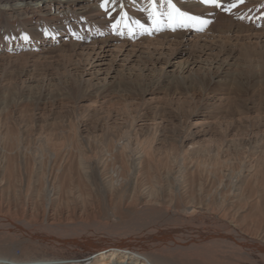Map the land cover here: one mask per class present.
Wrapping results in <instances>:
<instances>
[{"label": "bare ground", "instance_id": "bare-ground-1", "mask_svg": "<svg viewBox=\"0 0 264 264\" xmlns=\"http://www.w3.org/2000/svg\"><path fill=\"white\" fill-rule=\"evenodd\" d=\"M174 2L211 23L203 31L155 30L149 0H0L1 71L21 58L20 75L33 82L39 54L63 49L42 88L65 75L98 87L135 76L148 79L153 102L165 79L174 93L182 85L193 106L162 122L197 115L190 134L172 138L135 135L157 126L137 129L135 119L127 126L113 112L107 121L117 125L81 129L48 122L46 112L27 121L7 110L0 117V264L264 262V114L251 123L249 98L238 94H247L249 81L241 67H254L253 85L264 90V0L237 2L230 12L202 0ZM165 10L166 0H156V11ZM232 91L240 102L228 98ZM122 96L132 116L128 93ZM230 99L232 125L249 132L208 139L212 118ZM260 104L264 110V98ZM201 215L215 222L196 223ZM81 244L99 250L75 262L34 256L42 245Z\"/></svg>", "mask_w": 264, "mask_h": 264}, {"label": "rangeland", "instance_id": "rangeland-1", "mask_svg": "<svg viewBox=\"0 0 264 264\" xmlns=\"http://www.w3.org/2000/svg\"><path fill=\"white\" fill-rule=\"evenodd\" d=\"M2 38H7V36H3ZM62 50L63 49L39 54L38 58L42 65L36 66L34 69L35 75H32V77L35 79L33 82L32 80H29L30 75H20V71L22 70L21 58L20 60H16L10 64L4 62L6 64V69L5 71L2 69L4 72L0 70V117H2V114H5L8 110V112H11L12 119L16 120L21 117L22 120L38 121L41 113L46 112V119L48 122H60L65 124L71 123L81 127L82 129L83 124L87 123L93 125L97 123H101L103 125H108V123L109 125H117V123H114L111 120L107 121L108 112H113L115 114L117 113L119 118H123L122 121L125 120V124H127V126L130 125L129 122L133 119L137 121V129L141 125L157 126L156 130L154 127H143V130L138 129L137 132L135 131V135H157L160 137L167 136L173 138L176 137L180 131H182V134L184 135L192 132V123L196 120L197 115H192L191 117L185 119L183 118L180 120L181 122L179 120H167L163 121L164 123L162 122V117H166V119L170 118V112L171 115L177 113L182 114L184 111L189 109L190 106H193L191 99L187 95L188 92L184 90L182 85L178 94L174 93V87L170 83H167L165 79H163L159 86H157L159 91L155 92L153 95V102L149 101L148 98L151 96L145 93L146 90L144 91L146 86L145 83L148 79L145 81V78L137 79L134 76L131 80L128 75V77L125 78L119 75L118 79L113 80V83L110 81L104 87L88 86L87 83L84 80H81L80 76L77 74H73L72 76L65 75L62 84L55 85L53 83L50 89L42 88V83L40 82L42 77L48 72L54 71L51 64H54L56 67L60 66L57 61L60 59L58 55ZM2 57L3 56L0 55V63L4 60ZM240 69V73H243L242 76L248 78L247 80L249 81L247 84L243 85L244 88L247 87V94L244 91L239 92L238 94L241 93V95L249 98L248 105L251 108L248 110L247 115H249V121L252 123L258 116H262L264 114V110L260 107V101L264 98V90L261 87H254L253 85L260 76L257 74L256 70H254V67H241ZM238 77L239 76L236 77L235 81H240L239 79L241 78ZM36 79H38V82ZM142 80H144V85L141 86L138 82ZM93 83H95V81H93ZM231 89L233 90L234 88L232 87ZM142 90L144 92H142ZM127 93L130 100L129 104L132 105V116H127L128 113H126L123 109L124 100L122 95ZM227 96L232 99L235 97L236 102H240L234 91L230 92ZM232 99H230L227 105L220 107L215 118H212L213 122L211 123V127L214 132L207 136L208 139H217L219 136L233 137L235 135L243 137L245 133L249 132L251 126L241 125L237 128L238 130H236L235 126L232 125L230 121V114L232 109L236 106V102ZM251 101L252 103H250ZM44 103H46L45 108H43ZM205 110L207 109L204 107L200 109L201 112ZM222 110L224 113L221 112ZM140 118L147 119L140 121ZM121 129L125 128H113L107 132V135H110L113 132L121 133ZM263 132L261 131V135H264ZM201 140H204V138ZM185 147L192 149V146L188 143L185 144ZM208 217L209 216L202 217L201 215L199 216V219L197 218L195 220V222L198 223L200 220H206L207 223L215 222L214 218L212 220V217ZM98 250L99 248H90L82 244L77 247L66 245H42L36 248L34 256L38 258L55 259L54 262H59L61 260L73 262L74 260H83ZM260 264H264V262L260 261Z\"/></svg>", "mask_w": 264, "mask_h": 264}, {"label": "snow or ice", "instance_id": "snow-or-ice-1", "mask_svg": "<svg viewBox=\"0 0 264 264\" xmlns=\"http://www.w3.org/2000/svg\"><path fill=\"white\" fill-rule=\"evenodd\" d=\"M110 0H104L105 5L109 3ZM237 2L243 3L244 0H232L225 6L223 0H202V3L206 5H212L216 8H221L223 11L230 12L232 9L236 8ZM167 10L163 12L156 11V0H149V7L152 11L149 15L153 18V27L155 30H159L161 26L171 27L173 30L177 27L182 28H195L197 31H203L211 21L204 17L203 15H193L187 11H183L174 0H166ZM116 27V25H113ZM143 27V25H141ZM49 35L52 33L45 29ZM25 39H30V36L25 33Z\"/></svg>", "mask_w": 264, "mask_h": 264}]
</instances>
